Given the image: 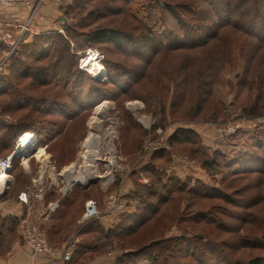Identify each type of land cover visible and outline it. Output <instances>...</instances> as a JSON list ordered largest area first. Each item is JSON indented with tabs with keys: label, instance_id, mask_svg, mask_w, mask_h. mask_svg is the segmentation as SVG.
<instances>
[{
	"label": "trees",
	"instance_id": "trees-1",
	"mask_svg": "<svg viewBox=\"0 0 264 264\" xmlns=\"http://www.w3.org/2000/svg\"><path fill=\"white\" fill-rule=\"evenodd\" d=\"M93 2L74 0L64 11L68 20H75L64 23L66 32L51 29L35 34L8 58L5 68L0 72V156L13 152L18 137L25 131L34 132L37 144L48 147L62 132L65 121H72L80 112L92 106L91 101L102 95L103 90H106V95L109 93L112 96V92L131 88L145 74L147 68L143 71L139 65L121 66L106 57L109 49H100L104 54L103 64L111 75L110 85H101L80 68L78 51L97 48L96 45L108 43L124 49L131 46L130 51L138 53V64H141L142 59L144 62L149 61L151 51L164 47L171 50H196L204 49L213 41L234 44L238 38H231V31L238 30L254 43L247 55V67L241 85L251 87L256 81L264 83V74L259 73L260 70L264 72V65L251 75L256 53L264 49V0H167L165 6H160L158 0H126L127 8L130 5L135 7L130 11L140 21V25L134 26L132 30L101 25L94 27L96 19L102 15V6L91 7ZM169 16L176 20L174 28L166 21ZM161 21H166V25L162 26L168 27L164 32L157 31ZM247 39H244V47ZM213 50H205L201 55V58L207 55L210 61L202 72L208 73L207 66L213 70L218 66L220 54L216 55ZM257 60L264 64V55ZM199 84L200 93L194 113L202 111L203 100L212 92L210 79H201ZM62 94L70 98L74 95L73 101L63 100L65 96ZM222 111L221 107H212L206 117L210 121H217ZM243 111L252 118L264 116V94L259 92ZM139 129L146 132L143 128ZM259 130L255 131L251 146L241 150L236 158L229 157L219 149L213 152L205 149L193 131H175L170 135L171 144L174 146L182 141L196 144L198 147L194 151L202 153L203 168L212 179L188 182L167 170L159 172L160 168L151 161L146 173L152 174V182L140 186V189L133 190L129 195V198L138 201L136 207L120 213L116 223L110 226L102 223L101 218L79 224L77 235L85 240L76 245L71 259L64 264H77L88 251L101 253L115 246L116 242L122 241V246L128 244V238L147 226L151 220L154 221L147 226L148 235L144 238L150 242L142 241L136 246L137 250L123 253L112 264H264V215L254 209L259 203H264V129ZM167 152L165 148L157 149L152 159L161 158ZM20 161L19 156L14 157L11 172L16 171ZM21 174L18 173L15 184L4 192L0 200L23 202L19 195L28 188L30 181L21 177ZM245 178H249V181L240 184L239 181ZM92 185L86 188L77 185L72 191L78 190L82 194ZM71 194L61 203V208L66 206L62 213L59 216H55L56 213L52 215L51 219L61 220L60 223H54L47 229L48 238L55 246L66 241L75 227L68 209L75 202ZM195 201H214V210L204 207L195 209ZM222 202L241 207L240 213H231V223L228 225L219 215V212L224 211ZM176 203L179 209L187 203L179 217L181 221H215V229L228 230L234 235L233 241H215L211 236L194 232L187 226L182 227L179 236L166 237L163 234L160 239L153 240L160 229L173 220L174 211L169 209H177ZM19 222L18 215L0 213V238L3 239L0 245L11 243L12 234ZM248 223H251L249 228L246 226ZM247 249L248 256H243ZM185 254L189 255L190 261L182 259Z\"/></svg>",
	"mask_w": 264,
	"mask_h": 264
},
{
	"label": "rangeland",
	"instance_id": "rangeland-1",
	"mask_svg": "<svg viewBox=\"0 0 264 264\" xmlns=\"http://www.w3.org/2000/svg\"><path fill=\"white\" fill-rule=\"evenodd\" d=\"M125 1L94 0L91 7L102 6L100 8L102 15L96 19L94 27L101 25L116 29L132 30L134 26L140 25L139 18L130 11L131 8L135 7L130 5L127 8ZM56 2L63 4L60 7L62 17L53 22L55 27L51 26V29L66 32L63 28L64 23H72L75 20H68L64 11L68 6L73 4L74 0H59ZM166 2L167 0H158L160 6H165ZM120 7L123 11L117 13L122 10ZM166 21L170 27L174 28L176 20L173 16H169ZM166 21H161L158 24L157 31L164 32L167 30L168 27L162 26L166 25ZM231 32L233 35L231 38H238L234 41V44H222L220 41H213L209 46L204 47V49L199 48L196 50L186 48L171 50L168 47H164L161 50L151 51L149 61L147 62L145 60L144 62L142 59L141 64H138L140 62L138 60V53L130 51L131 46H128L127 49L108 43L95 46L97 47L95 49L99 48L98 50L101 53H103L101 50L105 48L109 49V54L107 53L106 57L113 62L120 63L119 65L121 66L139 65L143 68V71L146 68L147 70L129 89L112 92V96L109 93L106 95V90H103L102 95L96 96V99L91 101L93 103L92 106L80 112L72 121H65L66 125L63 127L62 132H59L55 141L50 143L48 147L38 145L37 150L33 152L35 156L28 160H21L15 168L16 171L10 173L7 189H10L15 184V177L18 176V173H22L20 176L31 182L30 184L27 183L28 188L26 189V191L30 192V196L28 203H26L28 206L25 207L24 211L22 210L23 212L20 211V205H2L3 202L5 203L7 201L0 200L1 214L14 215L17 213L15 215L20 217L18 227L12 234L11 243L8 245H0V264L11 255L13 249H16V247L19 248L21 244L23 245V220L25 218L40 222L45 206L49 202L55 201L58 198H62L61 201H63L67 195L73 192L72 190L69 192L70 186L67 184L69 179L72 182L76 180L79 186L87 185L90 180L96 179L97 182L94 183L95 185L91 184L92 186L82 194H79L78 190H74L71 194V199H74L75 202L68 209L70 219L72 222L75 221V227L68 239L58 245L60 247L66 244L67 241L77 240L78 244L85 240L82 236H78L77 232L89 200H95L99 203L101 209L104 210V204L109 195L118 191L121 193V199L126 203L123 211L134 209L138 201L135 198H129L130 192L152 182V174L146 173L151 161L160 168L159 172L167 170L173 176H180V178L188 182H195L199 179L204 181H209V178L212 179L208 177L209 175H207L203 168L201 161L202 153L200 151H194L198 147L196 144L186 141L175 143L174 146L171 144L170 135L178 129L193 131L198 135L205 149L210 152L219 149L232 158H236L241 150L248 149L251 146L255 137V131L259 129L262 131L264 129V116L252 118L245 115L243 110L255 100L259 92L262 95L264 94V83L260 82L259 84L256 81L255 85L251 87L241 85L247 67V55L252 50L254 43L238 30ZM244 39H247V44L245 45L246 50L244 47ZM210 48L214 49L213 51L216 55L220 54L218 57V66L214 70L209 69L207 66L208 73L202 72L210 61L207 55H205V58H201V55H203L205 50ZM78 52L81 60L85 51ZM256 54L257 56L254 59L251 75H253L254 70H258L264 65L260 64L257 60L259 56L264 55V49H259ZM87 68L92 72L87 71L89 75L101 85H110L111 75L104 64L102 66L103 75L101 77L96 75L97 70L90 67ZM259 73L264 74L261 70ZM201 79H210L212 81V92L208 98L203 100L202 111L194 113V107L200 93L199 83ZM35 93L38 94V92ZM63 96L65 97L62 99L67 102L73 101L74 99V95H71V98L69 95L64 94ZM105 101L107 103H105V109L103 110L104 115L102 114L100 118L102 121L92 125L93 132L98 136L100 135V144H97L95 141V144L93 143L91 147H86L84 142L91 130L90 120L94 115L96 107ZM212 107H221L223 109V113L217 121H210L208 120V116L206 117V115H209L208 113L212 110ZM13 121L15 120L13 119ZM237 124H244V126L243 128L235 129L236 131L233 130L228 133L230 127ZM135 126L138 128L135 129ZM139 128H143L146 132ZM25 132H22L20 136ZM160 148H165L168 151L167 154L161 158L152 159L153 152ZM10 154L12 152L2 154L0 159ZM46 164L49 165L47 169L45 167ZM67 168L70 170L65 172ZM42 170H44V175H41L42 180L39 182L40 172ZM86 173L88 177L90 176L86 178L87 180L79 182V180L75 179L79 175ZM248 179L245 178L239 182L243 184L249 181ZM73 184L75 185V183ZM64 189L67 190V194L65 193V195H63ZM213 203L214 201H195L194 208L199 209L200 207H204L206 209H213ZM176 204L177 209L173 206V208L169 209V211H174L173 220H170L168 225L162 227L153 240L160 239L163 234L166 237L179 236L182 234V227L187 226L188 229L194 232L211 236V239L215 241H233L234 235L231 232L215 229V221L209 223L181 221L179 217L183 214L187 203L182 204L180 209L178 203ZM222 204L224 205L222 208L224 211L219 212V215H222V219L228 225L231 223L229 219L231 218L229 217L231 213L238 214L241 211V207L237 204L234 205L227 202H222ZM65 208V205L61 208L60 204V207L54 212L56 213L55 216H59ZM254 209L260 210L262 212L261 215H264V203H259ZM116 213L111 212L109 215L118 217L120 214ZM51 218L52 216L42 224L47 237V229L54 223L58 224L61 221H56ZM153 221H149L146 225H152ZM111 222L109 224L116 223L112 219ZM147 226L135 235L130 236L128 238V244L122 246V241H120L119 243L116 242L115 246H110L101 253L88 251L85 257L77 264H99L102 261H112L113 263L123 253H130L133 250H137L136 246L142 241H149V239H144L148 235L149 229ZM246 226L249 228L251 223H248ZM48 240L52 245L54 244L49 238ZM2 243L3 239L0 238V244ZM53 246L59 248L58 246ZM2 249L3 252H1ZM247 252L248 249L244 252L245 254L243 256H248L246 255ZM182 259L190 261L188 254L183 255Z\"/></svg>",
	"mask_w": 264,
	"mask_h": 264
},
{
	"label": "built area",
	"instance_id": "built-area-1",
	"mask_svg": "<svg viewBox=\"0 0 264 264\" xmlns=\"http://www.w3.org/2000/svg\"><path fill=\"white\" fill-rule=\"evenodd\" d=\"M48 1L49 0H0V5L4 7L20 9L25 8L29 11L31 10L28 19L24 22H7L0 19V72L5 68L7 60L12 52L30 37L32 33V20L34 18V14L36 13L38 5H40L41 3H46ZM53 1L56 2L59 0ZM103 61L104 54L101 53L98 49L91 47L85 50V53L80 60V67L83 70L91 72V70H89L87 67L96 70L95 64H103ZM102 75L103 72L97 76L101 77ZM243 126L244 124L231 126L228 133L232 132L235 129L237 130L239 128H243ZM26 141L27 143L25 144ZM24 146L29 147L23 150ZM38 147V144L34 143L33 133H31V131L25 132L19 137L17 141V147L12 152V154L0 159V177H2L5 173L8 174L7 178L5 177L4 179L5 182L0 185V196L3 195L8 188V179L13 168L14 157L19 156L21 160H28L31 157L35 156L33 152L37 150ZM45 167L47 169L49 165L46 164ZM43 171L44 170L40 172L39 182H41L42 176L44 175ZM76 185L78 184L75 183V185H70L69 192ZM65 193L67 194L66 189H64L63 195H65ZM29 196L30 192L24 191L19 195V198L25 203H28ZM61 200L62 198H58L55 201L49 202L45 206L44 213L42 214L43 217L40 222L27 218L23 220V245L28 251V255L30 258L29 264H64L66 261H69L71 259L77 245V240L69 241L62 247L56 248L49 242L47 234L42 227L44 221L48 220L50 216H52V214L55 212V210L60 207V204L62 202ZM125 204L126 203L121 199V193L118 191L109 195L104 204V210L101 209L99 203H97L95 200H89L86 204V211L83 215L82 220L80 221V224L83 225L93 219H99L105 214H111V212H118L116 214H120L122 213L121 211H123Z\"/></svg>",
	"mask_w": 264,
	"mask_h": 264
},
{
	"label": "crops",
	"instance_id": "crops-1",
	"mask_svg": "<svg viewBox=\"0 0 264 264\" xmlns=\"http://www.w3.org/2000/svg\"><path fill=\"white\" fill-rule=\"evenodd\" d=\"M61 5L63 4L57 2L55 3L53 0L38 5L32 21V33L30 36H32L33 34H38L43 31L51 30L52 28L51 26L55 27V24L53 22H55V20L62 17V10L60 8ZM30 12L31 10L29 11L28 9L25 8L20 9V8L4 7L0 5V19L5 20L7 22H16V21L24 22L28 19ZM5 201L7 202L5 203L3 202L2 205L4 204L20 205V207L22 208V209L20 208V211L22 210L24 211L25 207L28 206V204H26L24 201H23L24 203L15 200L13 201L5 200ZM111 219L112 221H117L119 217L117 216L113 217L111 215H103L100 220L106 226H110L112 225L109 224L112 223ZM29 262H30V258L28 255V251L26 247L21 244L19 245V248L16 247V249H13L11 255H9V257H7V259L4 260L2 264H29ZM99 264H112V261L110 262L102 261Z\"/></svg>",
	"mask_w": 264,
	"mask_h": 264
},
{
	"label": "bare ground",
	"instance_id": "bare-ground-1",
	"mask_svg": "<svg viewBox=\"0 0 264 264\" xmlns=\"http://www.w3.org/2000/svg\"><path fill=\"white\" fill-rule=\"evenodd\" d=\"M102 66H103V64H99V63H96L95 64V68H96V70H97V72H96V74L97 75H99L100 73H102L101 71H102ZM105 103H107V101H105V102H103L101 105H99L98 107H96V110H95V112H94V115L92 116V118H91V120H90V124H91V130H90V132H89V134L87 135V138L85 139V142H84V145L86 146V147H91V145L96 141V143L97 144H100V141H101V138H100V135L98 136L96 133H94L93 132V124H95L96 122H101L102 120H100V118H101V116H102V114H103V110L105 109ZM109 107V106H108ZM109 109V108H108ZM106 114V113H105ZM104 115V114H103ZM31 133H33V139H34V143L35 144H37V138H36V135H35V133L34 132H31ZM27 143V141L25 142V144ZM95 144V143H94ZM29 146H24L23 147V150L25 149V148H28ZM113 148V147H112ZM97 149H98V147H97ZM96 150V149H95ZM113 153H114V151H113ZM98 154V153H97ZM96 162V161H95ZM90 165H92V163H90ZM68 170H70V169H65V172H67ZM93 171V170H92ZM7 175L8 174H4L2 177H0V185L1 184H3V182H5L4 181V179H5V177L7 178ZM88 174L86 173V174H82V175H79V177H76L75 179H77V180H79V182L80 181H85V180H87L86 178L88 177L87 176ZM91 175V174H90ZM90 177V176H89ZM88 177V178H89ZM73 183H77V181L76 180H73V182H72V180L71 179H69L68 181H67V184L70 186V185H72Z\"/></svg>",
	"mask_w": 264,
	"mask_h": 264
},
{
	"label": "water",
	"instance_id": "water-1",
	"mask_svg": "<svg viewBox=\"0 0 264 264\" xmlns=\"http://www.w3.org/2000/svg\"><path fill=\"white\" fill-rule=\"evenodd\" d=\"M63 20H65V18H63ZM95 78H97V77H95ZM98 79H99V77H98ZM96 182H97L96 179H95V180H90V181L88 182L87 185H81V187L86 188V187H88L89 185L94 184V183H96Z\"/></svg>",
	"mask_w": 264,
	"mask_h": 264
}]
</instances>
